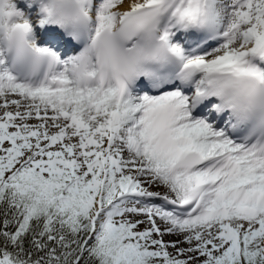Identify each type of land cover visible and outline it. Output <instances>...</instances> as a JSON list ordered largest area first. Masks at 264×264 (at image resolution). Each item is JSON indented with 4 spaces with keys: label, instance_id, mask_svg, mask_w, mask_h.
<instances>
[{
    "label": "snow or ice",
    "instance_id": "obj_1",
    "mask_svg": "<svg viewBox=\"0 0 264 264\" xmlns=\"http://www.w3.org/2000/svg\"><path fill=\"white\" fill-rule=\"evenodd\" d=\"M0 264H264V0H0Z\"/></svg>",
    "mask_w": 264,
    "mask_h": 264
}]
</instances>
